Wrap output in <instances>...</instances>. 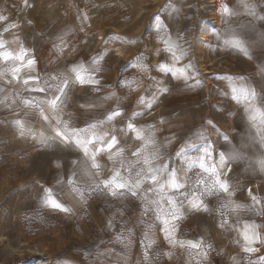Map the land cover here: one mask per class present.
Masks as SVG:
<instances>
[{
  "label": "rangeland",
  "instance_id": "1",
  "mask_svg": "<svg viewBox=\"0 0 264 264\" xmlns=\"http://www.w3.org/2000/svg\"><path fill=\"white\" fill-rule=\"evenodd\" d=\"M249 3L255 5L256 17L240 14L228 20L220 14L221 5L242 12L239 0H0V16L7 18L0 21V32L10 24L18 26L3 33V39L12 48L22 44L31 50L42 80L66 72L72 65L90 67L93 58L102 56L95 74L100 81L98 90L85 86L81 97L76 92L78 85H74L68 93L67 104L85 109L94 105L83 116L74 115L73 125L84 127L86 122L103 119L119 108L123 114L115 125L131 120L137 126H155L159 151L170 167L180 168L195 158L194 149L187 150L184 158L176 154L187 142L204 143L193 135L201 130L217 149L235 147L243 157L231 164L232 170L224 179L234 189L230 199L245 207L236 212L223 209L228 223L221 227V201L207 197L205 203L211 213L188 212L179 224V239L203 238L211 244L207 257L170 248L156 228L152 233L156 243L150 250L154 255L148 264H249V260L260 264L259 258L264 257V244H256L259 251L250 257L242 252L236 231L248 222L257 225L264 238V171L256 164L264 158L260 139L264 129L258 133L244 107L223 95L228 91L227 81L217 79L244 77L264 95V45L258 42L264 34V19L257 18L264 17V0ZM229 24L246 39L257 41L250 46L249 56L217 46L215 33L224 32ZM61 36L64 43L58 48ZM166 41L176 45L178 53L184 51L177 66H191L194 79L188 83L156 70L157 65L171 60ZM138 64L147 70L142 71ZM154 81L162 82L167 91L152 99L155 89L150 85ZM196 81L201 83L189 86ZM105 96L111 99L103 102ZM142 97L144 103H139ZM149 102L151 107L146 106ZM134 113L138 115L134 117ZM209 120L215 128L207 124ZM15 132L0 127V264H145L141 244L144 227L138 223L141 201L131 196L113 198L104 191L86 196L84 203L73 199L68 195V185L61 181L79 179L85 187L92 183L80 175L82 164L73 176L72 161H82V153L51 142L50 146L42 145L31 138L23 139L16 151L10 146ZM118 140L124 155L134 161L132 153L140 141L122 131ZM98 159L105 165L98 179L107 178L113 164L107 155ZM196 171L190 173L193 180ZM45 188L72 208V213L46 206ZM249 190L261 200L255 208L250 207ZM126 228L132 229L128 247L114 240ZM102 252L108 254L101 256ZM168 252L171 256L162 254Z\"/></svg>",
  "mask_w": 264,
  "mask_h": 264
},
{
  "label": "snow or ice",
  "instance_id": "2",
  "mask_svg": "<svg viewBox=\"0 0 264 264\" xmlns=\"http://www.w3.org/2000/svg\"><path fill=\"white\" fill-rule=\"evenodd\" d=\"M240 7L243 10L238 12L228 5H221L220 14L223 18L230 20L240 14L256 17V7L249 3V0H239ZM264 19V17H257ZM0 16V21L6 20ZM160 17H156L159 20ZM86 21L87 17H83ZM18 27L16 24H10L0 32V93H3L6 86L12 85L16 88L15 96H0V105L9 108L17 118L11 121V126L22 138H31L42 145L59 144L65 147H72L82 153V161H72L74 165L73 176H76L77 168L80 169V175L88 177L92 183L87 187L82 186L79 179L69 178L66 182L68 185V195L81 203L86 202V196H90L95 191H104L113 198L122 199L127 196L138 198L141 201L142 211L141 218L138 221L144 227L141 244L143 247V260L145 264L152 259L154 255L150 250L156 243L153 238V231L158 230L163 233L165 241L170 248H181L196 253L204 258L207 257L206 249H211V244H206L203 238L197 240H183L176 235L180 222L186 218L188 212H209L212 209L205 203L207 197H217L220 203V215L222 217L221 227L227 225V219H224L223 209H230L236 212L244 205L238 204L231 200L234 189L230 186L225 176L232 170L231 164L242 159L240 152L235 147L225 151L214 147L207 142V137L203 130L194 133L198 139L205 141L197 145L195 141L187 142L184 147L177 152V157L184 158L187 156V150L194 149L197 153L194 159H188L182 167H170L169 163L164 160V155L159 151V144L156 138V129L154 125L137 126L131 120L126 125H115V120L123 113L117 108L104 115L103 119L86 122L84 127H77L71 123V118L65 119L64 108L67 103L68 93L72 86L90 87L98 90L100 81L96 79L95 74L100 70L99 62L102 56L93 58L92 65L85 67L84 64L69 66L66 72L52 74L47 80H42L36 73V60L31 54V50L18 44L16 48L10 47V42L3 39V33L9 32L10 29ZM217 46L224 49H233L249 56V48L257 41L246 39L241 32L229 27L224 32L215 33ZM61 44L64 43V37H59ZM118 39V38H114ZM260 44L264 45V34L259 37ZM166 51L171 54V60L167 63H161L156 66V70L164 76L171 75L173 79L183 80L185 83L194 79L190 72V65L178 67L180 60L185 55L182 49L177 50V46L166 41ZM142 71L147 70V66L138 64ZM261 74L264 75V67H261ZM151 79V77H149ZM227 81L228 91L223 95L230 97L237 104L244 107L247 118L253 127L264 129V95L258 93L244 77H217ZM138 83V81H134ZM201 81L190 84V87L198 86ZM130 90L132 86L129 85ZM154 88L152 99L159 94L167 91L162 82L154 81L150 89ZM26 93V94H25ZM34 93H42L37 96ZM111 96L102 98L107 102ZM10 101V102H9ZM139 103H144L142 97ZM17 104L27 111L24 116H20L17 111ZM83 106V105H82ZM94 105L84 106L90 108ZM151 107L150 102L146 105ZM29 113L38 115L43 121L40 129L30 126V122L25 118ZM138 115L134 113L135 117ZM207 124L213 128L215 125L211 120ZM111 129L109 131V127ZM124 132L125 136L133 134V138L140 141V145L132 153L136 157L134 161L128 160L124 155V147L120 146L118 133ZM218 131V130H217ZM264 142V135L260 137ZM228 141V137H224ZM170 142V141H169ZM107 155L112 162L111 175L107 178L98 179L105 169L98 159ZM256 164L261 171H264V158L258 159ZM59 167V163L57 164ZM196 169L195 179L190 175ZM147 185V187H145ZM252 199L251 208L261 204V200L253 195L249 190ZM43 202L46 206L65 213H72V208L65 206L56 198L51 189H44ZM122 214V213H121ZM150 217V219H145ZM113 226L109 221V228ZM258 226L244 222L243 226L236 228L240 236L237 243L241 245V251L249 257L258 252L256 244H264V238L260 237L257 231ZM132 229L126 228L114 237L116 243L128 247L131 245ZM242 241V243H241ZM109 252L111 250H108ZM107 252L100 253L106 256ZM171 256V252L162 253ZM260 264H264V257L259 258ZM249 264H257L256 261L249 260Z\"/></svg>",
  "mask_w": 264,
  "mask_h": 264
},
{
  "label": "crops",
  "instance_id": "3",
  "mask_svg": "<svg viewBox=\"0 0 264 264\" xmlns=\"http://www.w3.org/2000/svg\"><path fill=\"white\" fill-rule=\"evenodd\" d=\"M0 84H3L2 80H0ZM77 89H78V91L76 90V92L78 94H81V97H82V92H80V91L84 90L83 87L78 85ZM15 93H16V88L12 85H8V86H6L5 91L3 93H0V96H8V97L12 98L15 96ZM33 95L40 96L43 94L42 93H34ZM16 108H17L19 115L23 117L27 110L24 109L23 107L19 106L18 104H17ZM85 111H86V109L83 108V106L77 107V106H73L70 103H68V104L66 103V106L64 108V112L66 115L64 118L65 119L71 118V123H73V121H74L73 116L74 115L83 116V112H85ZM16 118L17 117L15 115H13L12 111L9 108H5L2 105H0V127H2V129L15 131V129L11 126V121L16 119ZM25 118L30 122V126L35 128V129H40L43 126V121L39 118L38 115H34L32 113H29L27 115V117H25ZM12 137L14 138V141L13 142H11L12 140L10 141L11 142L10 146L12 147L13 150H16V148L20 147V144L23 143L22 142L23 139H30V137L29 138L20 137L17 132L13 133ZM36 143H37L36 141H33L34 145H36ZM16 151H18V150H16Z\"/></svg>",
  "mask_w": 264,
  "mask_h": 264
}]
</instances>
